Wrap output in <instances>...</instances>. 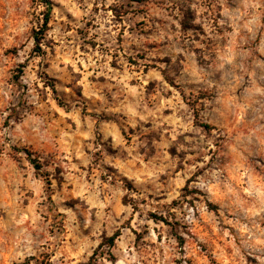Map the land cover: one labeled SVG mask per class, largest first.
<instances>
[{"label":"clouds","instance_id":"clouds-1","mask_svg":"<svg viewBox=\"0 0 264 264\" xmlns=\"http://www.w3.org/2000/svg\"><path fill=\"white\" fill-rule=\"evenodd\" d=\"M0 264H264V0H0Z\"/></svg>","mask_w":264,"mask_h":264}]
</instances>
